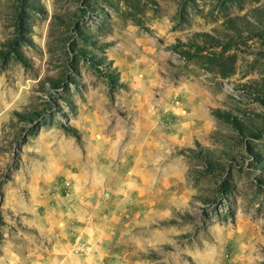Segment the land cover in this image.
Here are the masks:
<instances>
[{"label":"rangeland","instance_id":"obj_1","mask_svg":"<svg viewBox=\"0 0 264 264\" xmlns=\"http://www.w3.org/2000/svg\"><path fill=\"white\" fill-rule=\"evenodd\" d=\"M0 264H264V0H0Z\"/></svg>","mask_w":264,"mask_h":264}]
</instances>
